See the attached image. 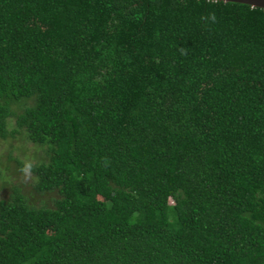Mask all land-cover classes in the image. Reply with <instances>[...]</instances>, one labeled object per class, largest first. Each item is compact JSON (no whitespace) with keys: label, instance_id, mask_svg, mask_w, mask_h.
Segmentation results:
<instances>
[{"label":"trees","instance_id":"obj_1","mask_svg":"<svg viewBox=\"0 0 264 264\" xmlns=\"http://www.w3.org/2000/svg\"><path fill=\"white\" fill-rule=\"evenodd\" d=\"M0 264H264V10L0 0ZM32 195V194H31Z\"/></svg>","mask_w":264,"mask_h":264},{"label":"rangeland","instance_id":"obj_2","mask_svg":"<svg viewBox=\"0 0 264 264\" xmlns=\"http://www.w3.org/2000/svg\"><path fill=\"white\" fill-rule=\"evenodd\" d=\"M36 146L26 142L21 134H13L0 140V197L4 198L9 192V186L16 184L29 200L38 203L49 200L51 194L35 195L28 185L29 175L24 167L18 168L16 161L33 163L45 159ZM32 194V195H31Z\"/></svg>","mask_w":264,"mask_h":264},{"label":"water","instance_id":"obj_3","mask_svg":"<svg viewBox=\"0 0 264 264\" xmlns=\"http://www.w3.org/2000/svg\"><path fill=\"white\" fill-rule=\"evenodd\" d=\"M206 1L232 2V3L243 4L248 7H254L264 10V0H206Z\"/></svg>","mask_w":264,"mask_h":264}]
</instances>
